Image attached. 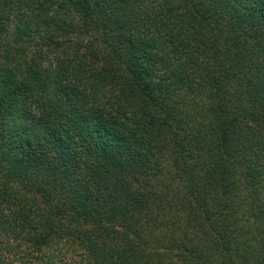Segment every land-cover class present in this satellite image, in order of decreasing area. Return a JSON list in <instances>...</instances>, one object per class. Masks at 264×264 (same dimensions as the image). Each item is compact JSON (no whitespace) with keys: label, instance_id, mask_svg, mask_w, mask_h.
Here are the masks:
<instances>
[{"label":"trees","instance_id":"obj_1","mask_svg":"<svg viewBox=\"0 0 264 264\" xmlns=\"http://www.w3.org/2000/svg\"><path fill=\"white\" fill-rule=\"evenodd\" d=\"M0 264H264V0H0Z\"/></svg>","mask_w":264,"mask_h":264}]
</instances>
